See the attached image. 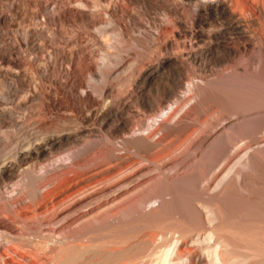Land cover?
<instances>
[{"label": "bare ground", "instance_id": "1", "mask_svg": "<svg viewBox=\"0 0 264 264\" xmlns=\"http://www.w3.org/2000/svg\"><path fill=\"white\" fill-rule=\"evenodd\" d=\"M149 4L157 5L161 14L160 18L153 20L158 19L154 22V26L150 21L152 30H149L151 26L149 27L145 13L135 14L137 11L133 9L134 5H138L136 7L145 12ZM188 9L190 10L188 12H191L190 16L187 15L189 13L186 14ZM209 22H214L215 25L220 24V29L214 32L206 30V32L204 27ZM27 23H29L28 26H26ZM67 27L75 31L66 32L64 28ZM114 31H117L118 37H114L112 34ZM263 32L264 0H253V2L249 0H54L52 3H49V0H0V98L7 99L11 97L12 92L15 95L23 90L31 92L29 98L28 96L24 98L25 104L18 103L16 108H6L0 100V201L4 202H0L2 204L0 209L11 214L13 216L11 220L15 217L21 221L27 218L29 212H45L44 215L41 213L42 217L51 213L47 218L45 217L47 222L40 221V224L47 223L42 226L40 233L49 237L47 238L49 245L54 242L52 246L48 245L50 252L46 250L48 256L53 257V261L57 257L56 253L63 250L53 247L54 244L59 243L56 241L58 238L59 241L65 242L68 240L66 239L68 236L65 235L68 229L73 231L74 228L71 227H76L75 224L80 221L94 214H102L96 220L100 224L98 230L100 232L107 231L109 234L115 225V223L109 225L111 221L120 223L130 221L133 225L131 235L128 233L127 236L125 232L127 237L125 236L124 239L118 237L126 244L125 249L111 250L107 244L110 248L108 251L96 249L99 252H95L101 258L107 256L113 259L112 264H146L149 261L150 263L153 261L151 264L154 262L156 264H264V192L262 191L264 181L260 178L261 183L255 180L256 174L259 176L261 169H264V145L258 151L256 149V153L249 152L247 148L240 160L237 158L239 169L237 167L236 173L230 171L232 178L229 174L224 175L209 194L206 192L208 190L206 186L198 193L200 174L203 179V175L206 176L211 172L218 160L222 158V161L229 156L230 147L227 149L225 145L224 132L221 134V130H217L213 135H203L204 137L199 138L196 141L198 149H203L212 141L211 146L200 156L205 166L200 167V170L192 166L193 168L191 167L189 171L186 167L188 172L181 174L185 168V163L179 164L181 161L170 167L168 173L163 172L169 153L165 154V149L161 148L162 151H159L160 138L155 142L152 141L161 131L170 132L172 126L167 125L165 122L167 119L165 121L160 119V124L158 122V126L156 125L158 129H152L153 131L150 132L149 127L155 128L156 126L152 127L153 122L158 121L167 112L169 106L180 102L181 97L178 93L181 88L176 87H180L183 81L180 78L187 74L189 68L202 75L208 70V65L213 63L221 67L222 70H219L222 72L223 70L231 71L234 74L242 70L244 71L242 73L251 72L255 74L254 76L264 74L263 58L258 59L252 69H249L247 65L240 66L238 60L242 59V56H247L250 63L254 62L258 55L253 57L252 53L256 50L261 56L264 55ZM63 39H67L66 45L72 48L71 52L66 53L63 48V50L55 48ZM181 40L184 41L180 46ZM204 40H207V44L203 46ZM57 42L60 43L57 45ZM46 48L52 49L49 60L41 58ZM23 54L29 55L31 61H26ZM115 54H124V56L122 55L115 68L113 65L114 69L102 75V71L110 67L107 65L116 58ZM236 60L239 61L238 64ZM24 70L34 77L33 80L39 81L41 86L36 85L35 90L32 91ZM85 76H89L90 81L103 77L107 83L99 93L97 87L88 84ZM187 78L191 83L193 82L189 76ZM93 82L95 83V80ZM44 83H50L51 87L46 88ZM201 84L199 87L203 85ZM195 85L193 83L190 86L191 90L188 86L190 92H197L198 86ZM208 87L210 88V85ZM192 93L189 94L193 96ZM221 94L223 95V92ZM233 97V94L229 96L232 102L230 111L225 109L224 113L228 112L226 114L235 119L245 117L244 111L250 108L245 107L246 105L244 108L243 101L241 104L237 103L238 100L235 98L238 97ZM29 100H32V106H27L26 102ZM256 102L253 103L252 110L257 108L259 111L264 108V99L256 100ZM212 103L211 99L210 104ZM226 107L228 110L229 106ZM226 107L223 106L220 111L223 112ZM33 108L38 109L37 114L31 111ZM21 109H25L27 113L18 116L17 110ZM133 110L136 111V122L132 121ZM171 115L170 112L169 116ZM149 121L152 125L147 124ZM225 129L228 140L237 141V137L243 134L252 139L260 132L261 135L264 132V120L246 119L240 121L238 125L228 124L224 127ZM177 131L181 133L180 129ZM261 139L263 138H260L259 142ZM192 140L193 138L190 141L195 143V140ZM251 142L253 144L256 140ZM156 149L158 152L153 154L152 152ZM120 152L122 154H118ZM133 157L139 160L131 162L135 160L132 159ZM128 161L130 164L123 167L126 162L129 163ZM32 163L38 164L39 168H35L39 169V172L35 169L33 171L27 169ZM151 168L157 172H150ZM59 169L62 171L60 174L57 172ZM91 170L97 173L86 179L80 177L82 173H88ZM14 181L17 182L14 184L16 186L14 193L17 192L16 196L13 194L15 197L9 194L13 189L9 191L7 189L11 188L6 186V184L12 186L13 184L10 183ZM54 184H56L55 187H53ZM250 184H252L251 187L257 185L258 189L263 186L260 192V189H256L260 194L263 192L262 195L256 193L254 187L251 188L254 189V196L258 194L254 197L251 194L252 191H249ZM260 184H262L261 187ZM44 189L47 190L42 193L41 190L44 191ZM7 191L11 197H14L13 199L5 195ZM241 193H245L244 199L235 201V196ZM154 204L156 206L147 210L149 205ZM49 207L51 210L48 212ZM253 211L259 216L256 218L257 221H252L253 224L251 223L249 228L246 221L243 222L246 225L244 229H241L242 226H236L241 221L239 219L243 218L237 219L239 222L236 221V224H231L233 222L231 221L228 225L225 221V218L229 216L238 218L239 214L243 213L251 216ZM248 214L244 219L251 220L252 217L255 219L254 214L251 217ZM34 217L38 216L34 214L32 218ZM0 219L2 220L0 221L1 236L13 228L5 219L6 222L1 217ZM13 220L12 223H14ZM39 220L38 217V222ZM25 223L28 222H22V225ZM52 223L55 225L50 227ZM16 224L18 225L17 222ZM89 224L91 225V222ZM26 225H23L24 229ZM79 229L77 231L75 228L77 233L73 231L74 234L71 231L68 232L73 236L81 237L83 231ZM27 231L24 230L25 233ZM88 232L86 230V233ZM112 232L116 233L115 230ZM31 233L29 232V236L33 239ZM103 233L106 234V232ZM18 234L21 236L20 233ZM9 235H11V241L7 245L10 247H6L5 253L9 258H12L10 255L20 257L24 264L53 262L49 260L48 263L44 257L40 259V256L39 258L31 256L36 254L27 255L29 252H25L26 255L23 253V256L18 255L23 248L17 245L19 240L17 241L18 238L13 233ZM41 236L39 235L40 238ZM25 237L27 239V236ZM113 238L114 242L118 239ZM26 239L23 240L26 241ZM63 242H61L62 245ZM67 246L64 247L67 248ZM73 247L76 246L73 245ZM28 248L27 251L30 249ZM132 248L133 250L135 248V252L131 250ZM136 248L139 249L137 252ZM32 250L34 251L33 248ZM240 250L246 251L247 254H242ZM69 252L71 254V251ZM69 252L67 251L66 255L69 256ZM58 257L57 260L60 259ZM0 264L8 263L1 261ZM63 264H72V261L63 262Z\"/></svg>", "mask_w": 264, "mask_h": 264}, {"label": "rangeland", "instance_id": "2", "mask_svg": "<svg viewBox=\"0 0 264 264\" xmlns=\"http://www.w3.org/2000/svg\"><path fill=\"white\" fill-rule=\"evenodd\" d=\"M58 1H62V0H58ZM250 2H253V0H249ZM52 2H54V0H49V3H52ZM231 5V4H230ZM136 6H138V5H134V7L135 8H137ZM133 8V7H132ZM135 8H133L134 9V11H137V12H135V14L136 13H138V14H142L143 15V13H145V16H146V18H147V20L149 21V27L151 26V25H153L154 24V22L156 21H158V19L157 20H155V21H153L154 19H156V18H160V16H161V14L159 13L160 11H159V8H158V6L157 5H155V4H149L148 5V8H147V10L144 12V10L143 9H139V8H137V9H135ZM153 10V11H152ZM158 11V12H157ZM188 11H190L189 9L187 10V12H186V14L187 13H189ZM191 13V12H190ZM190 13L189 14H187L188 16H190ZM160 15V16H159ZM153 17V19H152V17ZM156 16V17H155ZM155 17V18H154ZM162 18V17H161ZM150 21H152L151 23H150ZM209 23H212V24H209ZM205 27H204V29H205V31L207 30L208 32H210V31H212V32H214V31H217V30H219L220 29V24H218V23H216V25H215V23L214 22H209ZM151 24V25H150ZM29 25V23H27V25L26 26H28ZM154 26V25H153ZM209 26V27H208ZM70 28V27H69ZM68 27L67 28H64V30L67 32H69V31H71L72 33L75 31V29H69ZM152 28V26L149 28V30H152L151 29ZM212 28V29H211ZM206 31V32H207ZM113 35H114V37L115 36H117L118 37V35H116L117 34V31H114V33H112ZM263 36H264V32H263ZM115 41V40H114ZM184 40H181V41H179L180 42V46L182 45V42H183ZM67 42V39L65 40V39H63L62 40V44L60 43V42H57V45L60 43V45H56L55 44V46H57V47H55V48H60L61 50H63L64 49V51L66 52V53H69V52H71L72 51V48L69 46H67L66 43ZM117 42V41H116ZM263 43H264V40H263ZM262 43V46L264 47V44ZM207 44V40H204L203 41V43H202V45L204 46V45H206ZM63 48V49H62ZM257 51V50H256ZM256 51H254V53H252L253 54V57H256L257 55L259 56H257L256 58H255V61L254 62H252V63H250V61L248 60V57L247 56H242L241 58L242 59H238L239 61H237V64H238V62H239V65L240 66H242V67H244V66H248V68L249 69H252V67H254V65L255 64H257V62H258V59H260V58H263V60H264V55H260L258 52H256ZM256 52V53H255ZM51 53H52V49H49V48H46V51H44L43 53H42V55H41V58H43V59H46L47 58V60H49V56H51ZM258 53V54H257ZM118 55H119V58H118ZM123 56H124V54H122ZM121 54H115V56H116V58H114L116 61H114V59H112L113 61H111L110 63L112 64V65H110V63H109V65H107V66H110V67H106V69H104L103 71H102V75H106V73L110 70L111 71V69H114L115 67H116V65L119 63V60H121V57H123ZM256 55V56H255ZM23 56H24V58H25V60L26 61H28V62H30L31 61V57L29 56V55H27V54H23ZM246 57V58H245ZM118 60V61H117ZM249 62H248V61ZM242 61V62H241ZM114 63V64H113ZM248 63V64H247ZM250 63V64H249ZM213 63H211V64H209L208 65V67H207V71H205V73H203L202 75L198 72V73H195V72H197V71H195L194 72V70H189L188 69V72L190 73V75H189V73L187 72V74L185 73L184 74V76H185V78H184V76L182 77V78H180V79H182L183 81H182V83H180V87L179 86H177L176 88H181L180 90H179V93H178V96L179 97H181V100H180V102H177V105H176V103L175 104H173L172 106H169V108L166 110L167 112L164 114V115H162L161 116V118H159V120L158 121H156V122H153V125H152V122L151 121H149L147 124L148 125H152V127L153 126H158V122H159V124H160V119H162V121H165L166 119V121L165 122H167V125L169 126V127H171V129L172 130H170V132L168 131V133H167V131L166 130H164V131H161L160 133H158L156 136H157V138L155 137L152 141L153 142H155V141H157V139H161V143H160V146L158 147L159 148V151H162L163 149H165L164 151H165V154L167 153H169L168 155H169V159L167 160V164L165 165V167H164V171L163 172H169L170 171V169L173 167V166H175L176 164L175 163H177L178 164V162H180L181 161V163H179V164H182V163H185L184 165V169H183V172L181 171V174H184L185 172L187 173L190 169H192L193 167L192 166H194V167H198L197 169L198 170H200L201 168L200 167H202V166H205V162L203 161V159L200 157V156H202L203 154V152H205L206 151V149L208 148V147H210L211 146V144H212V141H210L207 145H206V147H204L203 149H198L197 148V142L196 141H198V139L199 138H202V137H204V136H210V135H213L217 130H221V134H222V132H224L223 133V136L225 135V137H226V143H225V145L227 146V149L230 147V149H228V152H230V153H228V157L226 156L225 158H226V161H225V158L221 161V159L220 160H218L217 161V163H215L214 164V166H213V170H211V172H209V173H207V175L206 176H204L203 175V179H204V177H205V179L203 180L202 179V174H200L201 172H198L200 175H201V180H200V182H201V186H200V182H199V187H198V193L199 192H201V190L202 189H204V187L206 186V188L208 187V190H206V192H207V194H209L210 192H211V190H212V188H214V186L217 184V182H219V180L221 179V178H223L224 177V175L225 176H228V174H229V176L231 177H233V175H231V173H236L238 170H237V167H238V169H239V166H238V160H240V158L242 157V155H244V152H246L247 151V148H248V151L249 152H255L256 153V149H257V151L259 150V148L260 147H262L264 144H263V142H264V135H263V133L264 132H262V135H261V132H260V134H257L254 138H252L251 139V137L250 136H248V135H245V134H243L242 136H244V137H242V136H238L237 137V141H235V140H228V138H227V134L228 133H226L225 131H226V129L224 130V127L225 126H228V124H236V125H238L239 123H240V121L242 122V120L243 121H245L246 119L247 120H252V119H262V120H264V108H262V109H259V111L257 110V108L253 111L252 110V106H253V103L254 102H256V100H261V99H264V74H260L259 76H254L253 74H251V72H249V74H248V72H247V74H246V72L245 73H242V72H244V71H240V72H235L234 74H233V72H229V71H224L223 70V72L222 71H220V70H222V69H220L219 67H217L215 64H213L214 65V67H213V65H212ZM113 65H114V68H113ZM252 65V66H251ZM108 68V69H107ZM218 68V69H217ZM220 69V70H219ZM219 71V72H216V71ZM27 70H24V72H25V75L27 76V81H28V83L29 84H31V86H32V91L33 90H35L34 88H35V86L36 85H39V86H41V84L39 83V81H37V80H33V76L32 75H30V73L28 72V75H27V72H26ZM250 71V70H249ZM195 74H194V73ZM213 72V73H212ZM229 72V73H228ZM224 73V74H223ZM226 73V74H225ZM231 73V74H230ZM240 73V74H239ZM198 74H200V75H198ZM222 74V75H221ZM246 74V75H245ZM221 75V76H220ZM230 75V76H229ZM232 75V76H231ZM233 75H235V76H233ZM242 75V76H241ZM244 75V76H243ZM250 75V76H249ZM253 75V76H252ZM187 76H189V78H191V80L193 81L192 83H191V81L190 80H188V78H187ZM190 76H192V77H190ZM201 76V77H200ZM203 76H205V77H203ZM212 76V77H211ZM216 76V77H215ZM218 76V77H217ZM225 77L224 79H223V77ZM240 76H241V78H240ZM246 76H248V78L246 77ZM89 76H85V79H86V81L88 82V84L90 85L91 84V86H95V88L97 89V91L100 93L101 91H102V89L105 87V85H106V80H105V78H96V79H94L95 80V83L93 82L94 80L93 79H91V81H90V78H88ZM105 77V76H104ZM215 77V78H214ZM220 77H222V78H220ZM228 77V78H227ZM244 77H246L245 79H244ZM203 78V79H202ZM218 78H220V79H218ZM238 78V79H237ZM210 79H212L211 81H210ZM214 79V80H213ZM217 79V80H216ZM230 79V80H229ZM232 79H233V81H232ZM241 81H240V80ZM248 79H250V80H248ZM255 79H256V81H255ZM89 80V81H88ZM195 80V81H194ZM197 80V81H196ZM207 80V81H206ZM222 80H224V81H222ZM239 80V81H238ZM33 81H36L35 83L33 82ZM105 81V82H104ZM231 81V82H230ZM246 81V82H245ZM184 82V83H183ZM208 82V83H207ZM236 82V83H235ZM238 82V83H237ZM240 82H242L241 84H240ZM245 82V84H243ZM253 82H255V83H253ZM258 82H259V84H258ZM262 82V83H261ZM190 83H191V85H190ZM193 83L194 84H196L195 86L197 87H199L200 86V84L202 85L201 87H197V92H194V93H192V91L190 92V90L192 89L190 86H192L193 85ZM204 83H207V84H205L204 85ZM250 83V84H249ZM187 84H189V85H187ZM216 84V85H215ZM222 84V85H221ZM207 85V86H206ZM208 85H210V88L208 87ZM212 85V86H211ZM220 85V86H219ZM244 87H243V86ZM44 86L47 88V87H51V84L50 83H44ZM188 86H189V88H190V90H189V88H188ZM219 86V87H218ZM230 86V87H229ZM206 87V88H205ZM207 87H208V89H207ZM213 87H215V88H213ZM223 87V88H222ZM231 87H233V88H231ZM246 87V88H245ZM200 88L202 89V90H200ZM222 88V89H221ZM243 88V89H242ZM255 88H257V89H255ZM101 89V90H100ZM127 89V88H126ZM188 89V90H187ZM219 89H221L220 91H219ZM225 89V90H224ZM236 89H237V92H236ZM254 89V90H253ZM204 90V91H203ZM209 90H211V91H209ZM214 90V91H213ZM217 92H216V91ZM242 90V91H241ZM256 90V91H255ZM200 91H201V93H200ZM223 92V95L221 94L222 92ZM231 91V92H230ZM233 91V92H232ZM244 91V92H243ZM250 91V92H249ZM212 92V93H211ZM215 92V93H214ZM219 92V93H218ZM224 92H226V94L224 95ZM257 92H259V93H257ZM189 93H192V94H194L193 96L191 95V94H189ZM196 93V94H195ZM211 95H210V94ZM233 94V98H235V97H238V98H235L236 100H238L237 101V103H239L240 102V104L242 103V101H243V107H244V105H246L245 107H249L250 109H248V111L246 112V111H244L245 113V117H241V118H234V117H230V116H228L226 113H228V112H226V113H224V111H225V109H226V111H230L229 109H231V105L230 104H232V102H231V100L229 99V96L230 95H232ZM237 93V94H236ZM246 93V94H245ZM248 93V94H247ZM254 93V94H253ZM14 94V95H13ZM30 94H31V92H26V90L24 91H21V93H19V94H17V95H15V93H11L10 94V96L11 97H7V99L6 98H4V99H2V98H0V100H1V102L3 103V106L4 107H6V108H16L19 104H25V100H24V98H26L27 96H28V98H29V96H30ZM207 94H209V95H207ZM196 95V96H195ZM197 95H200V96H197ZM206 95H207V97H206ZM212 95H214V96H212ZM216 95H218V97H216ZM255 95V96H254ZM260 96V97H258V96ZM262 95V96H261ZM202 96V97H201ZM210 96H211V99H212V104H210V102H211V99H210ZM244 96V97H243ZM247 96V97H246ZM252 96V97H251ZM192 97V98H191ZM198 99H197V98ZM201 97V98H200ZM209 97V98H208ZM222 97H226L225 99H223ZM241 97V98H240ZM151 98H152V96H151ZM195 100H194V99ZM243 98V99H242ZM248 98V99H247ZM183 99V100H182ZM197 99V100H196ZM206 99H209V100H207L208 101V103H206V104H208V105H206L205 104V102H207L206 101ZM228 99V100H227ZM254 99V100H253ZM32 101V100H31ZM30 100L28 101V102H26L27 103V106H32V102H31ZM217 101H219L218 103H217ZM222 101V102H221ZM226 102V106H229L228 107V110H227V107L225 106V102ZM246 101V102H245ZM248 101V102H247ZM197 102V103H196ZM200 104H199V103ZM215 102V103H214ZM19 103V104H18ZM180 103V104H179ZM217 103V104H216ZM220 103V104H219ZM229 103V104H228ZM256 103H258V102H256ZM202 104V105H201ZM215 104V105H214ZM249 104H252L251 106L249 105ZM204 105V106H203ZM173 106H174V108H173ZM206 106V107H205ZM219 106V107H218ZM223 106L224 107H226V108H224V110H223V112L222 111H220V110H222L223 109ZM176 107V108H175ZM208 107V108H207ZM216 107H217V110H216ZM220 107H222L221 109H220ZM244 107V108H245ZM172 108V109H171ZM204 108H205V110H204ZM213 108V109H212ZM196 109V110H195ZM219 109V110H218ZM24 110V111H23ZM21 109V110H17V114H18V116H21V115H24V114H26L27 112H25L26 110L25 109ZM173 110V111H172ZM191 110V111H190ZM260 110H261V112H260ZM31 111H33L35 114H37V112H38V109L37 108H33ZM219 111V112H218ZM19 112V113H18ZM136 111L135 110H133V118H132V121L133 122H136L137 121V119H136V117L135 116H137L136 115V113H135ZM172 113V115L171 116H169V113ZM215 112V114H213ZM221 112V113H220ZM259 113V114H258ZM220 114V115H219ZM224 114V115H223ZM247 114V115H246ZM166 115V116H165ZM214 115V116H213ZM218 115H219V117H218ZM222 115V116H221ZM226 115V116H225ZM260 115V116H259ZM263 115V117H261ZM164 116V117H163ZM167 116H169V117H167ZM174 116V117H173ZM215 117V118H214ZM224 117V118H223ZM230 117V118H229ZM228 118V119H227ZM250 118V119H249ZM252 118V119H251ZM227 119V120H226ZM235 119V120H234ZM241 119V120H240ZM171 121V122H170ZM178 124V123H180V124H176V123ZM213 122V123H212ZM216 122V123H215ZM155 124V125H154ZM157 126L154 128H151V126H149L150 127V132H152L154 129H158L157 128ZM177 129V130H181V133H180V131H177L175 128ZM179 128V129H178ZM153 129V130H152ZM173 130H176V131H174L173 132ZM223 130V131H222ZM159 131V130H158ZM172 131V132H171ZM179 132V133H178ZM149 133V132H148ZM194 133H195V135H194ZM147 134V132L145 133V135ZM179 134V135H178ZM204 135V136H203ZM260 135V136H259ZM247 136V137H246ZM196 137H197V140H196ZM189 138V139H188ZM191 138H193V140H195V143H193V142H191L190 140H191ZM242 138V139H241ZM256 138V139H255ZM260 138H263V139H261L260 140V142H259V139ZM159 139V140H160ZM164 139V140H163ZM163 140V141H162ZM192 140V141H193ZM251 140L252 141H254V140H256V142H253V144H252V142H251ZM187 141H188V143H187ZM233 141H235V142H233ZM250 141V142H249ZM227 142H228V144H227ZM258 142V143H257ZM257 145H256V144ZM190 144V145H189ZM192 144H193V146H192ZM195 144V145H194ZM231 144H233V145H231ZM230 145V146H229ZM249 145L251 146L250 148H249ZM256 145V146H255ZM259 145V146H258ZM191 146V147H190ZM233 147V148H232ZM242 147H244L243 149H242ZM157 148V149H158ZM160 148L162 149V150H160ZM182 148V149H181ZM186 148V149H185ZM194 148V149H193ZM253 148V149H252ZM155 150V151H153L152 153L153 154H155V153H157L158 152V150ZM196 149V150H195ZM234 149V150H233ZM186 150V151H185ZM195 150V151H194ZM205 150V151H204ZM236 150V151H235ZM251 150V151H250ZM201 151V152H200ZM231 151H232V153H231ZM173 152V153H172ZM234 152V153H233ZM236 152V153H235ZM238 152H239V154H238ZM152 153H150V154H152ZM164 153V152H163ZM190 153V154H189ZM118 154H122V152H120V153H118ZM171 154V155H170ZM181 154V155H180ZM235 154H236V156H235ZM189 155V156H188ZM196 155V156H195ZM231 155V156H230ZM234 155V156H233ZM191 156H193V157H191ZM66 157V156H65ZM191 157V158H190ZM229 157H231V158H229ZM235 157V158H234ZM67 158V157H66ZM65 158V159H66ZM187 158V159H186ZM193 158V159H192ZM195 158V159H194ZM202 160H201V159ZM237 158H238V160H237ZM134 161H131V162H136V161H138L139 159H137V157H133L132 158ZM186 160V162H184L185 160ZM228 159V160H227ZM229 159H231V160H229ZM189 160V161H188ZM190 160H191V162H190ZM183 161V162H182ZM221 161V162H220ZM237 161V162H236ZM129 162V161H128ZM193 162V163H192ZM67 163V162H66ZM196 164V166H195V164ZM234 163H235V165H234ZM263 163V162H262ZM130 164V162L129 163H125L124 164V166L123 167H127L128 165ZM191 164H194V165H191ZM216 164H219V165H216ZM236 166V167H234V166ZM263 165H264V163H263ZM56 166V165H55ZM108 166V165H107ZM107 166H105V167H107ZM189 166V167H188ZM35 167H38V164L37 165H35L34 163H32V164H30V165H28V170H31V171H33L34 169L37 171V172H39V169H37V168H35ZM171 167V168H170ZM186 167H187V170L188 171H186ZM192 167V168H191ZM233 167V168H232ZM263 167V166H262ZM39 168V167H38ZM232 170H231V169ZM236 168V169H235ZM229 169V170H228ZM236 171H235V170ZM151 171L150 172H152V173H154L156 170L154 169V168H151L150 169ZM197 170V171H198ZM216 170V171H215ZM234 170V171H233ZM230 171H231V173H230ZM57 172H58V174H60L62 171H60V169H59V171L57 170ZM157 172V171H156ZM155 172V173H156ZM97 172L96 171H93V170H91V171H89L88 173H82L81 175H80V177L82 176V177H85L84 179H86V178H88V177H91V176H93L94 174H96ZM213 174V175H211V174ZM227 175H226V174ZM71 175V174H70ZM69 175V176H70ZM84 175V176H83ZM212 176V177H211ZM223 176V177H222ZM256 176L257 177H255V180H256V182H257V180L258 181H260V180H262L263 179V181H264V178H263V176H264V169H261V172L259 173V176H258V174H256ZM71 178H72V176H70ZM81 177V178H82ZM231 177V178H232ZM207 178V179H206ZM259 178H260V180H259ZM207 182H206V181ZM254 180V179H253ZM17 181V180H16ZM16 181H14L13 183H10V184H13L12 186H10L9 184H6V186L8 185L9 187H7V188H11V189H7V190H9V191H11L12 189L14 190V188L16 187V186H14V184H17V182ZM262 181V182H263ZM256 182H253L254 184H256ZM207 183V184H206ZM259 183H261V181L259 182ZM253 184V185H254ZM261 185L262 184H260V187H261ZM56 186V184H54L53 185V187H55ZM210 186V187H209ZM252 186V184H250V187H249V191L251 192L252 191V193L251 194H253L254 192H253V190L254 189H251V188H254L255 187V192L257 193L258 191H256V189H258L257 187V185L256 186H253V187H251ZM13 187V188H12ZM53 187H51V188H53ZM43 188V187H42ZM260 189V188H259ZM258 189V190H259ZM261 189H263V186L261 187ZM261 189L259 190V192L261 191ZM11 191V193H9L8 191L5 193V195L7 196V197H11V195H9V194H15V196H16V193H14L16 190H14V191ZM45 190H47V189H44V191L43 190H41V192L43 193V192H45ZM263 192H264V189L262 190ZM258 192V194H260ZM263 192H261V194L260 195H262V193ZM9 193V194H8ZM8 194V195H7ZM242 194V193H241ZM238 194L237 196H235V201H239L240 199H244L243 198V195L245 194ZM258 194H256L257 196H258ZM264 194V193H263ZM240 195V197L238 198V196ZM255 195V196H256ZM14 196V195H13ZM14 196V197H15ZM253 196H254V194H253ZM254 196V197H255ZM14 197H11L10 199H13ZM233 199V200H234ZM0 202H3L2 200L0 201ZM4 203V202H3ZM1 203H0V207H1ZM152 206H156L155 204L154 205H149L148 207H147V210H149ZM149 208V209H148ZM51 210V207H49V210H48V212ZM255 211H253V213L251 212V216H256L255 217V219H253V217L252 218H250L251 220H249V218H245L244 219V217H246V215L248 214H246V213H243L242 215L241 214H239L240 216H242V217H240V216H238V218L236 217V216H232L231 214V216L232 217H228V218H225L226 220L225 221H227L226 223L229 225L230 224V222L231 221H233V222H231V224H236L237 222H239V220H241L239 223H237V225L236 226H239V227H241V229L243 228L244 229V227L246 226V225H248L247 226V228H249V226H251V223L253 224V222L256 220V218H258V213L257 212H255ZM0 217L4 220H6L7 221V223L8 224H10V225H12V230L10 231V232H8L7 234H3V235H1L0 236V255H2V256H0V262L2 261V263L3 262H7L8 264H24L23 262H21L22 260H20V257H18V258H16V257H14V256H12V255H10V257H12V258H9V256H7L5 253L7 252L6 251V247L8 248V247H10V245H7L8 244V242H10L11 241V235H9V234H11V233H13L14 234V236H16V238H18L17 239V241H18V243H17V245L18 246H20V247H22L23 249L22 250H24L23 252H21L22 250H20V254L18 253V255H20L21 256V254H22V256L24 255L23 253H27V252H29L27 255H31V254H36V255H31V256H36V258H37V256H38V258H39V256H40V259H42V257H44V258H46L47 260V262L50 260V261H53V257L52 256H48V254H47V251L46 250H48L49 248H48V245H49V243H48V241H47V238H49L47 235H45V234H43V233H40L41 231H40V229H42V226L43 225H46L47 223V221H46V218H47V216L48 215H50V214H48V215H45L44 217H42L44 214H45V212H41V213H34L36 216H38L39 217V222H38V217L37 218H35L34 217V219L32 218L33 216H34V214L32 213H28L27 215L28 216H26L27 218H24V219H22V221L21 220H19V219H15V217L12 219L13 221H14V223H12V220H11V217H13V216H11V214H7V212H3V210H1L0 209ZM3 214V215H2ZM5 214V215H4ZM6 214H7V216H6ZM38 214H41V215H38ZM245 214V215H244ZM254 214V215H253ZM257 214V215H256ZM9 215V216H8ZM30 215V216H29ZM102 214H100V215H97V214H94V215H92V216H90V217H88V218H86V219H84V221H83V223H82V221H80L79 223L81 224H79V223H77V224H75L76 225V227L75 226H73V227H71V228H74L73 229V231H74V233H77V232H75L77 229H79V228H81V229H79L80 231L82 230L83 232H82V236L81 237H76L75 235L73 236L70 232H68V231H71L72 233H73V231H72V229L71 230H67L66 232H67V234L65 233V235L66 236H68V237H66V239H68V240H65V242H63V241H59V238H58V240H56V239H54V238H51L52 240L54 239V240H56V241H58L59 243L57 244L58 246H59V248H56V247H58L57 245H53V247H55V249H63V250H60V251H56L57 253H56V256L58 257L59 255L60 256H62L63 254H65V255H63L62 257H58V258H60V259H62V261L60 260V259H58V260H60V261H58L56 258V260L54 259V263L53 262H51L50 264H55L56 262L57 263H59V264H63V262L64 263H69V262H71L72 261V264H112L113 262V259H109L107 256H104V255H106V254H102L104 257H100L99 255H98V253L97 252H99L100 251V249L102 250V251H104V249H105V251H108V250H110V248H111V250H120V249H122V248H124L125 249V247H127V246H125L126 244H124V241H121V239H124L125 238V236H126V233H127V236H128V233L130 234V232L132 231L133 232V230L131 229L132 228V224H130V221H123V222H112L111 221V223L109 224V225H114V223H115V225L113 226L114 227V229L112 230V231H114L115 230V232L116 233H114V232H112L111 230H110V233H112L111 235H110V233L108 234V232L107 231H103V232H106V234L105 233H103L102 231V233L100 232V231H98L100 228H99V226H100V224L99 223H97V218L99 217V216H101ZM94 216V217H93ZM248 216H250V214H248ZM250 216V217H251ZM5 217V218H4ZM45 218L44 220H42V218ZM233 217H234V219L236 218V220H234L233 219ZM233 220H232V219ZM239 218H243V219H239ZM26 219H27V221H26ZM32 219H33V221H32ZM37 219V220H36ZM231 219V220H230ZM237 219H239V220H237ZM248 219V220H247ZM253 219V220H252ZM4 220V222H6ZM15 220H17L16 222L18 223V225L16 224V222H15ZM24 220V221H23ZM29 220V221H28ZM34 220L36 221V222H38V223H34ZM87 220H90V221H87ZM0 221H2L1 219H0ZM40 221H46L44 224H40ZM237 221V222H236ZM244 221H246L245 223H246V225H245V223H243ZM253 221V222H252ZM257 221V220H256ZM22 222H28L29 224H32L31 226L28 224V223H25V224H27L29 227H27V225L26 226H24L25 227V229L23 228V225H25V224H23L22 225ZM41 222V223H42ZM91 222V225L89 224ZM236 222V223H235ZM250 224H249V223ZM124 223V224H123ZM128 223V224H127ZM168 223H172L171 221H168ZM174 223V222H173ZM15 224L17 225V226H15ZM34 224V225H33ZM82 224H83V226H82ZM117 224V225H116ZM123 224V225H122ZM125 224L128 226H125ZM165 224H167V222L165 223ZM53 225H55L54 223H52L51 225H50V227H53ZM130 225V226H129ZM245 225V226H244ZM38 226V227H37ZM80 226V227H79ZM86 226V227H85ZM88 226H90V227H88ZM118 226V227H117ZM125 226V227H124ZM230 226H233V225H230ZM33 227V228H32ZM120 227V228H119ZM16 228V229H15ZM17 228H18V230L20 231H18L17 230ZM31 230V231H29V229ZM39 230H38V229ZM75 228H76V230H75ZM119 228V230H117ZM127 228H130L131 230H128ZM27 229H28V231H27ZM36 229H37V231H36ZM90 229V230H89ZM122 229V230H121ZM24 230L25 231H27L26 233L24 232ZM33 230V231H32ZM86 230L87 231H89V232H91L92 230H94L93 232H91L90 234V236L87 238V235H89V232L88 233H86ZM117 230V231H116ZM120 230H121V233H120ZM143 230V229H142ZM147 230V229H146ZM148 230H149V228H148ZM12 231H14V232H12ZM18 231V232H17ZM39 231V232H38ZM78 231V230H77ZM128 231V232H127ZM29 232L31 233L30 235L33 237V239L29 236ZM85 232V236L83 235V233ZM98 232V233H97ZM123 232V233H122ZM126 232V233H125ZM17 233V234H16ZM18 233H20V235L21 236H19V234ZM28 233V235H25V234H27ZM70 235H69V234ZM73 233V234H74ZM92 233H95L94 235L92 234ZM16 234V235H15ZM24 234V235H23ZM97 234V235H96ZM99 234V235H98ZM101 234V235H100ZM123 234V235H122ZM135 234H137L136 232H135ZM9 235V236H8ZM23 235V236H22ZM39 235L41 236V238L39 237ZM43 235H45L44 237H45V239H43L42 237H43ZM65 235H62V236H65ZM112 235H113V237H116V238H118V237H120V238H118V239H116L117 241L116 242H114L115 241V239L112 237ZM116 235V236H115ZM118 235V236H117ZM119 235H121V236H119ZM131 235V234H130ZM7 238H9V239H7ZM25 236H27V239H26V237ZM30 237V239H28L29 237ZM35 236V237H34ZM97 236H99V237H97ZM102 236V237H101ZM109 236V237H108ZM126 236V237H127ZM58 236H56V238H57ZM74 237V238H73ZM83 237H85L84 239L85 240H83ZM108 239H107V238ZM110 237H112L113 238V240H111L112 238H110ZM15 238V239H16ZM36 238V239H35ZM71 238L73 239L72 241H71ZM103 238V239H102ZM4 239V240H3ZM23 239H26V241L28 242H26L25 240H23ZM31 239H32V241H31ZM41 239H43L44 240V242H43V240H41ZM76 239V240H75ZM94 239V240H93ZM106 239V240H105ZM120 239V240H119ZM1 240L3 241V242H1ZM46 240V241H45ZM78 240H80V242L78 241ZM96 240V241H95ZM99 240V241H98ZM108 240V241H107ZM111 240V241H110ZM36 241H38V242H36ZM92 241H94V242H92ZM102 241V243H100ZM115 243H113V242ZM119 241V242H118ZM24 242H26L25 244H21V243H24ZM61 242H63V245H62V243ZM69 242H71V243H69ZM75 242V243H74ZM118 242V243H117ZM123 242V243H122ZM131 242H132V240H131ZM2 243V244H1ZM4 243V244H3ZM6 243V244H5ZM37 243L39 244V245H37ZM54 243V242H53ZM53 243H51L49 246H52V244ZM65 243V244H64ZM67 243V244H66ZM80 245H79V244ZM122 243V244H121ZM128 243H130V241L128 242ZM10 244V243H9ZM28 244H29V246H28ZM35 244V245H34ZM93 244V245H92ZM97 244H98V246H97ZM110 247H108L107 245ZM122 245V247H121V245ZM124 244V245H123ZM41 245V246H40ZM44 245V246H43ZM70 246V247H68V246ZM73 245L74 246H76V247H73ZM90 247H89V246ZM101 245V246H100ZM102 245H103V247H102ZM119 245H120V247H119ZM4 246V247H3ZM23 246H27V247H23ZM62 246L64 247H66L67 246V248H62ZM79 246V247H78ZM82 246H83V248H82ZM105 246V247H104ZM107 246V247H106ZM118 246V247H117ZM30 249H29V248ZM45 247V248H44ZM61 247V248H60ZM71 247H73V248H71ZM84 247H87V248H84ZM93 247V248H92ZM100 247V248H99ZM115 247V248H114ZM117 247V248H116ZM25 248V249H24ZM27 248L29 249V251H27ZM32 248L34 249V251L32 250ZM36 248H38L37 250H36ZM72 250H71V249ZM98 248V250H96ZM108 248V249H107ZM140 248V247H139ZM80 249V250H79ZM82 249V250H81ZM87 249V250H86ZM2 250H4L3 252H2ZM8 250V249H7ZM30 250H31V252H30ZM36 250V251H35ZM50 250V249H49ZM48 250V253L50 252ZM69 252V251H71V254H70V252L68 253V254H70L69 256H72V257H69L68 255H66L67 254V251ZM76 250V251H75ZM91 251L90 253L92 254H90L89 253V251ZM133 252H135L134 250H135V248H134V250H133V248L131 249ZM130 250V253H132V251ZM139 249L138 248H136V252L138 251ZM63 251V252H62ZM64 251H66L65 253H64ZM75 251V252H74ZM83 251V252H82ZM88 252V253H85V252ZM93 251H94V253H93ZM95 251H97V252H95ZM241 251V250H240ZM240 251H239V253H240ZM63 254H62V253ZM78 252V253H77ZM5 255H4V254ZM26 253H25V255H26ZM55 253V252H54ZM59 253H61V254H59ZM73 253V254H72ZM241 253L242 254H247V252L246 251H241ZM45 254H46V256H45ZM76 254V255H75ZM52 255V254H51ZM75 255V256H74ZM95 255H96V257H95ZM101 255V256H102ZM48 256V257H47ZM54 256V255H53ZM66 256V257H65ZM83 256H85L84 257V259H83ZM64 257V258H63ZM68 257V258H67ZM95 257V258H94ZM43 258V259H44ZM101 260H100V259ZM64 259H65V261H64ZM68 259H70V260H68ZM85 261V263H84V261ZM86 259H87V261H86ZM93 259H95L94 261H93ZM99 259V260H98ZM11 260H12V263H11ZM91 260V261H90ZM49 261V262H50ZM78 261V262H77ZM83 261V262H82ZM98 261V262H97ZM103 261V262H102ZM109 261V262H108ZM48 262V263H49ZM61 262V263H60ZM100 262V263H99ZM115 262V261H114ZM153 262V261H152ZM151 262V263H152ZM56 263V264H57ZM147 263H150V261L149 262H147ZM146 263V264H147ZM150 263V264H151ZM153 264H156L155 262L153 263Z\"/></svg>", "mask_w": 264, "mask_h": 264}]
</instances>
